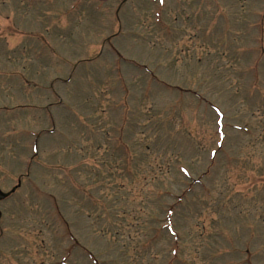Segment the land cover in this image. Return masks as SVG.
Returning <instances> with one entry per match:
<instances>
[{
    "label": "rangeland",
    "instance_id": "obj_1",
    "mask_svg": "<svg viewBox=\"0 0 264 264\" xmlns=\"http://www.w3.org/2000/svg\"><path fill=\"white\" fill-rule=\"evenodd\" d=\"M0 264H264V0H0Z\"/></svg>",
    "mask_w": 264,
    "mask_h": 264
},
{
    "label": "snow or ice",
    "instance_id": "obj_2",
    "mask_svg": "<svg viewBox=\"0 0 264 264\" xmlns=\"http://www.w3.org/2000/svg\"><path fill=\"white\" fill-rule=\"evenodd\" d=\"M161 3H163V0H161Z\"/></svg>",
    "mask_w": 264,
    "mask_h": 264
},
{
    "label": "trees",
    "instance_id": "obj_3",
    "mask_svg": "<svg viewBox=\"0 0 264 264\" xmlns=\"http://www.w3.org/2000/svg\"><path fill=\"white\" fill-rule=\"evenodd\" d=\"M6 194H3V196H5Z\"/></svg>",
    "mask_w": 264,
    "mask_h": 264
}]
</instances>
